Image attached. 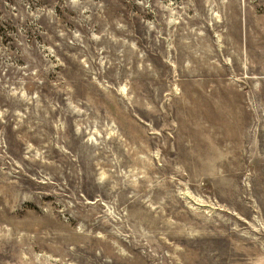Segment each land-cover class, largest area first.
<instances>
[{"label": "rangeland", "instance_id": "obj_1", "mask_svg": "<svg viewBox=\"0 0 264 264\" xmlns=\"http://www.w3.org/2000/svg\"><path fill=\"white\" fill-rule=\"evenodd\" d=\"M0 264H264V0H0Z\"/></svg>", "mask_w": 264, "mask_h": 264}]
</instances>
